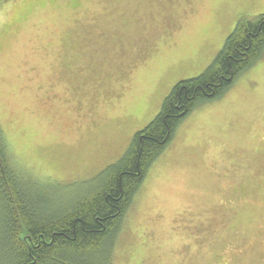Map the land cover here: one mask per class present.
I'll return each instance as SVG.
<instances>
[{
    "label": "rangeland",
    "instance_id": "rangeland-1",
    "mask_svg": "<svg viewBox=\"0 0 264 264\" xmlns=\"http://www.w3.org/2000/svg\"><path fill=\"white\" fill-rule=\"evenodd\" d=\"M264 0H0L9 157L74 201ZM98 180V179H96ZM115 264H264V53L199 102L126 211Z\"/></svg>",
    "mask_w": 264,
    "mask_h": 264
},
{
    "label": "trees",
    "instance_id": "trees-1",
    "mask_svg": "<svg viewBox=\"0 0 264 264\" xmlns=\"http://www.w3.org/2000/svg\"><path fill=\"white\" fill-rule=\"evenodd\" d=\"M264 53V13L241 18L211 64L180 80L127 150L74 201L17 165L0 129V264H115L123 217L152 163L201 101L220 97ZM98 179V180H96Z\"/></svg>",
    "mask_w": 264,
    "mask_h": 264
}]
</instances>
